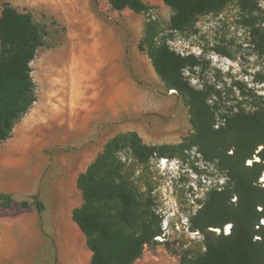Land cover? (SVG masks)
<instances>
[{
    "label": "trees",
    "instance_id": "obj_1",
    "mask_svg": "<svg viewBox=\"0 0 264 264\" xmlns=\"http://www.w3.org/2000/svg\"><path fill=\"white\" fill-rule=\"evenodd\" d=\"M254 1L163 0L174 12L170 28L176 32L190 29L196 16L219 13L232 2L252 16L258 10ZM108 3L118 12L143 14L151 9L142 0ZM157 36L155 25L147 24L139 49L148 54L166 89L176 90L187 99L194 133L176 145H148L136 132L119 134L79 175L77 186L84 203L73 211V220L87 238L93 253L91 264H134L146 247L158 244L156 238L162 235L161 218L151 213L150 205L141 201L123 174L120 153L128 150L135 161L147 165L154 158L182 155L190 147H197L208 161L218 160L221 169L227 171L228 182L221 186L224 189L208 192L205 206L192 220V229L206 234V251L197 257L184 253L181 264H264V226L260 225L264 220V186L258 183L264 173V101L252 114L238 111L223 115L224 126L215 129L216 112L209 101L216 94L195 90L184 77V71L197 68L199 61L193 56L182 57ZM255 43L264 54L263 33ZM42 46L43 32L33 16L6 4L0 16V143L12 137L15 125L37 100L31 64ZM260 146L259 161L246 166ZM15 203L11 196L0 194V207L10 208ZM18 205L23 209L35 206L41 214L45 210L37 196ZM231 224L230 233H222L214 241L207 233L209 228L223 229ZM256 236L259 241H254Z\"/></svg>",
    "mask_w": 264,
    "mask_h": 264
},
{
    "label": "crops",
    "instance_id": "obj_2",
    "mask_svg": "<svg viewBox=\"0 0 264 264\" xmlns=\"http://www.w3.org/2000/svg\"><path fill=\"white\" fill-rule=\"evenodd\" d=\"M21 2L55 20L67 17L84 40L78 51L69 52L77 68L67 81L32 77L37 100L12 137L0 143V194L11 196L18 206L0 208V264H91L87 238L73 220V211L84 203L77 186L85 172L82 161L95 160L122 133L144 138L153 129L179 132L177 120L160 125L150 120L154 110L172 108L178 98L155 95L160 80L139 49L140 41L133 40L130 28L123 30L91 9L89 0ZM6 4L18 10L11 1L0 0V16ZM142 62L150 65L146 73ZM35 196L45 207L42 214L35 206L18 205ZM134 264L181 262L146 247Z\"/></svg>",
    "mask_w": 264,
    "mask_h": 264
},
{
    "label": "rangeland",
    "instance_id": "obj_3",
    "mask_svg": "<svg viewBox=\"0 0 264 264\" xmlns=\"http://www.w3.org/2000/svg\"><path fill=\"white\" fill-rule=\"evenodd\" d=\"M9 1L20 12L30 13L43 32V46L31 64L32 77L60 79L58 70L61 66L58 59L65 51H78L84 40L83 34L77 32L71 20L65 16L55 20V17L39 9L24 5L21 0ZM142 1L151 7L149 12L135 14L130 10L114 11L108 0H89V6L123 30L130 28V36L134 41H141L145 36L146 25L153 23L158 32V41L166 40L173 51L177 49L183 52L184 56L177 51L182 57H195L199 65L192 71L185 70L184 77L195 90L216 94L217 97L209 101L216 112L215 129L224 126L223 115H232L238 111L252 114L261 108L260 104L264 101V54L257 49L255 41L261 33L264 34V0L254 1L258 10L252 16L244 12L238 3L232 2L219 13L196 16L194 25L183 32L171 30L170 21L174 12L163 0ZM152 16L155 18L152 19ZM250 20L253 22L251 25ZM147 61L152 62L149 57ZM141 66L143 73L150 68L144 62ZM141 77L138 76L139 82L144 83L145 79ZM159 80L160 83L154 85L155 95L164 100L168 94L173 93L178 98L177 105L160 112L154 110L150 120L158 125L177 120L180 131L177 134L174 130L153 129L142 139L148 145H176L194 133L190 123V108L186 98L176 90L168 91L163 81ZM261 149L262 146L258 147L253 159L246 161V166L259 161L257 154ZM231 154L232 150L229 152ZM120 157L125 166L123 174L138 191L141 201L150 205L148 209L151 213L162 220V240H156L158 244L149 248L179 261L184 253L189 257L203 254L206 251V234L200 231L201 238L194 236L196 230L192 229V220L205 206L208 192L215 188L222 190L224 187L221 186L228 182L227 171L221 169L219 161H208L197 147H190L184 154L172 158H154L147 165L135 161L128 150L122 151ZM92 162L94 160L84 159L81 170L86 171ZM231 203H236V197ZM258 211L261 209L258 208ZM260 225L264 226L263 219ZM231 227L232 224L223 229L209 228L207 233L214 241L222 233L227 235ZM259 240L260 237L254 238V241Z\"/></svg>",
    "mask_w": 264,
    "mask_h": 264
},
{
    "label": "bare ground",
    "instance_id": "obj_4",
    "mask_svg": "<svg viewBox=\"0 0 264 264\" xmlns=\"http://www.w3.org/2000/svg\"><path fill=\"white\" fill-rule=\"evenodd\" d=\"M58 62L61 66V68L58 70V76H60V79H62L63 81H67V78H71L72 74L77 68L75 64L76 62L71 58L68 51H65L62 54V56L58 59ZM263 181H264V176H263Z\"/></svg>",
    "mask_w": 264,
    "mask_h": 264
},
{
    "label": "built area",
    "instance_id": "obj_5",
    "mask_svg": "<svg viewBox=\"0 0 264 264\" xmlns=\"http://www.w3.org/2000/svg\"><path fill=\"white\" fill-rule=\"evenodd\" d=\"M152 19H154L155 17L154 16H152L151 17ZM175 51H176V53H177V49H175ZM178 53L179 54H181L182 56H184V54H183V52H179L178 51ZM264 175V174H263ZM259 182H260V184L262 185V186H264V181H263V176L259 179ZM193 234H194V236H196V237H198V238H201L202 237V235H201V233L200 232H193ZM156 240H162V238L161 237H158V238H156Z\"/></svg>",
    "mask_w": 264,
    "mask_h": 264
},
{
    "label": "clouds",
    "instance_id": "obj_6",
    "mask_svg": "<svg viewBox=\"0 0 264 264\" xmlns=\"http://www.w3.org/2000/svg\"><path fill=\"white\" fill-rule=\"evenodd\" d=\"M208 56H209V55H208ZM208 56H207V57H208ZM209 58H211V56H209Z\"/></svg>",
    "mask_w": 264,
    "mask_h": 264
}]
</instances>
